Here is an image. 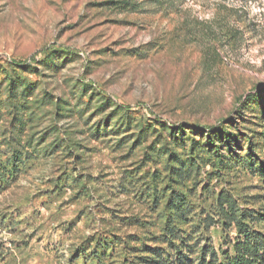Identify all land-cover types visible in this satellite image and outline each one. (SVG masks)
Segmentation results:
<instances>
[{
  "label": "rangeland",
  "instance_id": "374dc122",
  "mask_svg": "<svg viewBox=\"0 0 264 264\" xmlns=\"http://www.w3.org/2000/svg\"><path fill=\"white\" fill-rule=\"evenodd\" d=\"M263 173L264 0H0V264L167 248L179 191L220 251L221 219L264 233Z\"/></svg>",
  "mask_w": 264,
  "mask_h": 264
},
{
  "label": "trees",
  "instance_id": "16d2710c",
  "mask_svg": "<svg viewBox=\"0 0 264 264\" xmlns=\"http://www.w3.org/2000/svg\"><path fill=\"white\" fill-rule=\"evenodd\" d=\"M208 145L218 147L213 140ZM222 157V154L217 155L215 166L220 167L223 162ZM187 158L175 159L177 166H174L175 171L171 172L174 181L179 180L181 184H185L194 166V164L192 166L188 164ZM183 194L179 191L170 199V206H173L171 210L174 208L175 212L170 216L171 219H166L163 231L156 239L161 243H168L167 248L145 244V248L139 249L145 254L136 255L134 248L137 247H133L128 241H119L115 237L106 236L102 237V240L99 239L92 249L88 247V251H84L81 247L77 258H83L84 264H264V233L249 226L244 219H221L219 221L225 229L234 225L237 229L236 237L229 235L224 237L226 248L222 246L220 251H216L210 244L193 248L190 243L193 240L192 233L181 229L183 224L191 222L190 219H182L187 216L186 212L189 209ZM177 215L179 219H175ZM205 220L201 224L210 227L212 223ZM188 249L190 254L187 252ZM119 252L123 254L122 260L116 259ZM194 252L197 253V257H192L191 253Z\"/></svg>",
  "mask_w": 264,
  "mask_h": 264
}]
</instances>
